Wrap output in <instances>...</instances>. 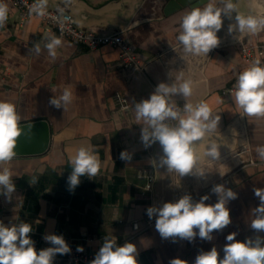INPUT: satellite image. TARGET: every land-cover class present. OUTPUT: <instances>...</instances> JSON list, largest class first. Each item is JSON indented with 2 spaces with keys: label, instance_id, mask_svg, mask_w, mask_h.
I'll return each instance as SVG.
<instances>
[{
  "label": "crops",
  "instance_id": "1",
  "mask_svg": "<svg viewBox=\"0 0 264 264\" xmlns=\"http://www.w3.org/2000/svg\"><path fill=\"white\" fill-rule=\"evenodd\" d=\"M168 1L71 0L65 8L81 28L102 33L123 30L143 60L145 72L141 73L122 70L120 49L115 46L92 50L61 37L64 46L58 49L55 62L46 50L40 56L29 53L34 42H40L43 48L45 33L57 35L56 31L47 30L38 17L20 24L13 0H5L10 11L6 26L0 28V100L16 105L20 123L47 119L53 136L46 154L15 157L6 165L14 173L16 191L11 202L0 195V221L5 225L30 223L42 249L51 246L43 239L48 234L63 235L71 248L82 246L89 251L99 249L105 237H116L117 244H136L139 264H143L144 253L150 254L153 264H169L176 257L194 264L201 249L208 251L213 246L222 258L225 237L231 232L238 233L239 241L256 235L250 227L254 218L251 210L260 201L253 188H264V160L258 158L255 149L264 145V118L243 117L231 96L221 92L249 66L241 43H264V32L237 42L227 34L230 21L225 20L218 33L222 42L209 58L185 57L176 40L181 17L207 0L166 14ZM236 3L243 14H264V0ZM58 5L64 7V0H49L48 7L55 9ZM259 59L264 62V58ZM178 71L194 82L189 102L205 101L221 116L219 130L210 139L222 145V160L210 164L205 158L204 165L212 172L207 181L192 176L181 178L160 169L156 165L161 154L159 144L145 149L140 141L142 125L135 121L133 101L147 99L160 82L170 83L169 75L174 79ZM53 85L58 88L57 95L65 86L72 88L74 101L65 112L49 104L55 95ZM116 92L129 97V110L117 109L113 99ZM174 99L183 107L184 99ZM82 146L95 149L100 172L94 179L81 177V183L70 192V158ZM123 150L133 153L130 162L120 159ZM142 168L156 173L151 191L145 189V180L139 177ZM221 168L230 169L223 178L218 173ZM215 184L231 188L238 198L228 204L232 223L222 233L214 232L211 242L199 238L194 243L162 240L155 224L135 234L133 222L145 223L150 206H160L184 194H191L194 200L209 194L206 203H215L217 197L211 194ZM259 235L264 236V232Z\"/></svg>",
  "mask_w": 264,
  "mask_h": 264
},
{
  "label": "clouds",
  "instance_id": "2",
  "mask_svg": "<svg viewBox=\"0 0 264 264\" xmlns=\"http://www.w3.org/2000/svg\"><path fill=\"white\" fill-rule=\"evenodd\" d=\"M49 0H34L28 8L30 16L44 18L49 16ZM71 0H64V7L57 6V15L51 18L59 23L61 32L69 17L64 15L65 8ZM9 5L0 0V28L6 26L9 17ZM227 34L237 42L243 37H251L264 32V14H243L238 11L236 0H207L202 6L192 7L181 17L179 34L176 40L182 46L184 56L194 58H209V53L218 48L222 42L218 33L224 27ZM64 46V41L54 33L44 35L43 48L40 42H34L29 53L40 56L46 50L52 62L58 58V49ZM183 59V57L181 58ZM171 82H160L147 99L134 103L135 121L142 125L140 141L145 149L159 144L161 154L156 159V165L166 172H175L181 178L192 176L207 181L212 173L204 160L221 163V144L214 136L219 130L221 116L205 101L196 104L189 102L193 95L194 82L186 79L183 71H178ZM55 94L49 99V104L57 109L67 111L74 101L71 86L59 90L56 85L51 87ZM233 104L242 112L243 117L264 118V63L257 58L241 71L233 88L229 90ZM185 100L179 107L174 97ZM21 117L16 105L0 100V195L8 202L12 201L16 186L13 183V171L7 167L17 155L18 139L26 133L20 126ZM32 126L27 127L31 131ZM241 144L245 145L244 141ZM259 159L264 160V145L255 149ZM133 153L123 150L120 159L130 162ZM72 165L68 177L69 191L81 183L83 176L94 179L100 172L101 162L92 146L80 147L70 158ZM229 170L221 168L218 173L223 178ZM259 205L251 210L254 217L250 227L256 233L244 241L236 239L238 233L231 232L226 237L223 246V257L216 246L210 250L201 249L195 257L194 264H264V188H253ZM211 194L216 195L215 203H206L210 195L205 194L199 200H194L191 194H184L174 201L164 202L160 206H150L146 209L148 218L155 219V230L162 240H185L194 243L197 238L211 242L214 232H223L232 223L228 204L238 198V193L224 184H215ZM22 203V200L21 202ZM135 227H138L135 226ZM32 225L27 222L5 225L0 221V264H54L57 255L71 253V247L63 235L48 234L43 239L51 246L37 251L35 242L31 239ZM77 252H83L82 246H77ZM139 252L136 244L125 242L117 244L116 237H105L101 247L89 264H139ZM169 264H188L179 257L173 258Z\"/></svg>",
  "mask_w": 264,
  "mask_h": 264
},
{
  "label": "built area",
  "instance_id": "3",
  "mask_svg": "<svg viewBox=\"0 0 264 264\" xmlns=\"http://www.w3.org/2000/svg\"><path fill=\"white\" fill-rule=\"evenodd\" d=\"M34 0H13L14 5L17 8V17L18 22L23 24L25 21L32 17L28 14V8L26 5H30ZM50 13L49 16L44 18H39L41 24L47 30H55L56 34L59 37L68 38L78 44H86L92 50H96L102 46H115L120 49V66L122 70L127 71H138L141 73L145 72V65L142 58L137 53L133 45L126 38L124 31L119 30L111 33H102L93 29H84L77 25L76 19L73 14L69 11L64 12V15L69 17V20L65 24V30L61 32V28L58 22L53 20L51 17L57 15L56 8L48 7ZM242 54L247 61L251 63L257 58H264V43L263 42H243L241 43ZM264 63V62H262ZM234 85V84H233ZM233 85L224 88L222 90V95L227 96L229 90L233 88ZM115 105L118 110L126 111L129 110L132 106V103L127 95L122 92H116L113 96ZM139 177L145 180V189L151 191L153 189L156 173L151 168H142L139 169ZM146 221L142 223L140 221L133 222V229L135 234L142 232L143 230L150 228L155 224V219H149L147 214L145 216ZM138 227H135L137 226ZM31 239L35 242V248L37 251L42 249L39 242L35 239L33 233L29 234ZM120 243L118 245H123ZM77 247L71 248V253L67 255H57L54 260V264H89V262L94 259L95 254L99 249L94 251H89L87 248H84L83 252H77Z\"/></svg>",
  "mask_w": 264,
  "mask_h": 264
},
{
  "label": "water",
  "instance_id": "4",
  "mask_svg": "<svg viewBox=\"0 0 264 264\" xmlns=\"http://www.w3.org/2000/svg\"><path fill=\"white\" fill-rule=\"evenodd\" d=\"M199 0H169L165 6V13L170 14L183 6L193 5ZM31 125V131L27 127ZM26 133L18 139L16 157L39 156L46 154L52 143L53 131L50 122L47 119H38L20 123ZM143 264H153L149 253L141 256Z\"/></svg>",
  "mask_w": 264,
  "mask_h": 264
}]
</instances>
